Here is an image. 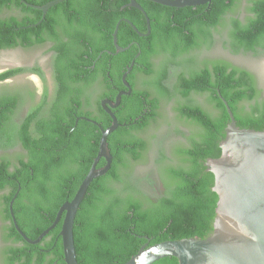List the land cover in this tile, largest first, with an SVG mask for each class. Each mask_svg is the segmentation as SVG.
<instances>
[{"label": "trees", "instance_id": "16d2710c", "mask_svg": "<svg viewBox=\"0 0 264 264\" xmlns=\"http://www.w3.org/2000/svg\"><path fill=\"white\" fill-rule=\"evenodd\" d=\"M8 1L0 0V10L9 5L26 9L20 0ZM27 1L42 5L51 0ZM125 2H62L48 11L43 27L49 30L45 36L37 39L12 38L10 33L15 21H0V49L21 43L27 46L44 41L54 43L56 93L43 130L46 149L40 152L31 150L29 163L22 162L24 169L17 167L10 171L7 162L0 163V175L4 178L0 181V187L7 184L8 177L21 182L22 190L14 201V211L20 229L31 239H36L52 224L65 201L72 200L88 170V166H73L74 157L70 151L59 153L55 150L58 137H62V141L64 138L63 133H58L59 123L68 121L71 126L75 125L76 117L69 110L82 111L80 107L77 108L82 103V92L74 85L84 81L91 83L96 75L105 82L122 85V74L139 51L141 54L135 63H145L147 68L143 71L151 75L154 71L150 63L153 54L167 52L176 57L209 45L213 30L224 27L225 14L235 12L239 4L238 0H212L205 5L173 8L185 13V24L177 21L180 28L175 31L152 22L151 33L145 38L132 26L145 33L148 31L143 13L134 7L122 8ZM145 8L153 19L151 9L148 6ZM246 10L248 14L245 20L231 17V48L235 52L259 53L264 51V0H247ZM41 19L42 13L36 11V20ZM118 22V44L123 47L133 44L126 51L109 54L106 49L116 52L113 33ZM170 24L167 23L168 28ZM184 32L185 44L182 45L178 40ZM88 53L90 57L86 59L85 54ZM94 60L98 61V74H94L93 78L82 76L81 62L90 65ZM185 66L188 75L180 77L174 91L163 84L168 76L166 69L153 83L160 96L176 94L180 97L175 108L178 118L192 129L187 136V144L175 148L177 164L167 166L163 171L165 192L153 199L135 191L134 185L123 179V172L128 170L130 162L141 160L148 149V141L138 133L146 129L158 114V97H153L146 88H138L135 90L136 96L123 98L122 105L126 111L116 115L119 123L124 125L108 137L113 155L112 167L91 183L77 213L74 236L79 264H124L148 241L146 237L150 238L149 245H152L191 237L204 239L213 232L218 195L213 191L215 176L207 170L206 161L221 156L220 143L226 136V127L230 122L218 90L228 102L240 128L264 130V100L260 99L261 92L254 74L228 61L206 59L197 64L191 60L185 61ZM24 70L18 68L1 72L0 81ZM34 70L44 77L39 68ZM136 71L135 68L134 75ZM193 94L201 95L206 106L197 103ZM141 95H144L146 103L139 102ZM43 99L46 102L47 89ZM15 101L14 95H0V120L8 118ZM111 123L112 119L109 118L104 128ZM86 124L92 126L83 122L80 126ZM25 139L30 140L27 132L21 140L29 147ZM12 141H2L0 138V146L9 145ZM26 170L29 171L28 183L20 175ZM95 182H99L100 187H94ZM12 185L16 192L19 183ZM117 185H123L126 194L122 195ZM19 204L20 213L17 211ZM8 217L12 219L11 215ZM61 226L62 222L38 244L27 243L13 227L11 235L17 237L21 245L5 250V263L66 264ZM153 264H179V261L176 257H166Z\"/></svg>", "mask_w": 264, "mask_h": 264}, {"label": "flooded vegetation", "instance_id": "af4514ba", "mask_svg": "<svg viewBox=\"0 0 264 264\" xmlns=\"http://www.w3.org/2000/svg\"><path fill=\"white\" fill-rule=\"evenodd\" d=\"M11 1L12 0H9L8 2L10 3ZM20 1L23 4V6L26 7V9L19 7L18 5H12V6L9 5V6L3 7L0 10V21L1 20L15 21V23H13L14 26H13V29L11 30L10 37L17 38L19 40H25L28 38L37 39V38L42 37L43 35L45 36L46 32H48L49 30V29H44L43 27L44 26L43 20L46 18V16L45 18H42L41 20H36V11L41 12V13L42 11L35 7L28 5V4H31L35 6H40L41 4H35V3H31L25 0L27 2L26 4L22 0ZM135 1L143 8L144 12L146 13L145 14L143 11L137 8L143 13L147 23L149 20L150 27H151L152 22H156L160 24L161 26L166 27V29L168 30L177 31L180 28L179 27L180 24L177 21L181 20L182 23L185 24V13H181L178 10L173 9V8L175 9H181V8L170 7L167 5L154 2L152 0H135ZM239 1L240 0H238V3ZM131 2L132 0H126L122 8L126 6L133 7L130 5ZM152 2L158 5L153 4ZM146 6H148L151 9L152 14L154 15L153 19L150 18L145 8ZM229 14L231 13H226L225 18ZM247 14L245 16L240 15V16H234V17H237L240 20H245ZM167 23H171L169 28L167 26ZM147 28H148V24H147ZM58 29H60V27ZM136 31L141 37H145V38H147L151 33V30L148 35H146L148 31L146 33L138 29ZM215 31L216 30H213L212 40H213ZM46 42L47 41H44L43 43H36L33 45H29V46L21 43L14 47L2 48L0 50H12L18 47L29 48L35 45L44 44ZM179 42L182 45L185 44V32L181 37H179L178 43ZM113 43H114V40H113ZM117 44H118V39H117ZM132 44L133 43H131V46ZM53 45L54 43L52 42V46ZM204 46L206 45H203L200 48L193 49L192 51L186 54L185 52H183L182 54L176 57H173L170 53H167V52H161V53L159 52V53L153 54L150 58L151 67L154 70L153 74L151 75H147L143 71L144 68H147V65L145 63H140V62H137V64L135 63L136 59L141 54V51H139L138 54L135 56V58L132 60L134 61L132 70L126 76V81L129 84L130 88L123 81V74L126 71L122 74V77H121L122 85L115 84V82L113 81H111L110 83L105 82L103 79L98 77V75H96V77L94 78V80L91 81V83L84 81V82H80L74 85V87L76 86L75 88L79 92H82L81 93L82 103L81 105L77 106V108L80 107L82 111L81 113H79L78 109L70 108L69 111L71 112V115L74 113L76 117L75 125L71 126L68 121H64V122L62 121L61 123H59L57 130H58V133L64 134V138L62 141L61 140L62 137L60 136L58 137L57 139L58 147H56L55 150L59 153L70 151L72 156L74 157L73 166L74 167H87L88 166V170H87V173H88L99 152L100 139H101L100 126L104 128V123L108 122L109 118H111L110 113L103 105V101L106 99L115 100L116 96L120 92H124L122 94L121 102L119 106L111 109L112 113H114V115L117 118L116 113L123 114L126 111L125 107L122 105L123 98L127 96L128 97L136 96L137 95V93H135L136 89L146 88L152 94L153 97H158L159 99V106L157 108L158 114L153 120H151L149 124L150 126L159 117L160 105H161V96L153 90L155 88V86L153 85L154 81L157 80L159 77V74L164 72L166 69V71L168 72V76L166 79L163 80V84L165 87L167 88L172 87V89L174 90L175 87L179 83L180 77L181 76L185 77V75H188V70L186 69L187 67L185 66V61L189 62L193 60L197 63V52L200 51ZM114 48L117 51L115 43H114ZM105 51L109 54H117V52H113L111 49H106ZM101 55L102 53L98 56L97 60H99ZM85 57L86 59H89L90 57L89 53L85 54ZM97 60H94L93 63H91L90 65L88 63L81 62L80 66L82 68H80V70L82 71V76L93 78L94 74H98L99 71L97 70L99 66H98ZM209 60H225V59L214 58V59H209ZM225 61L230 62L229 60H225ZM230 63L235 67L237 66L233 64L232 62ZM18 68H23L25 70L5 80H1L0 83L10 81L12 79L18 78L19 76L25 75L27 73H33L41 77L39 73H37L36 70H34L35 68H25V67L17 66V65L7 67L6 69L0 71V73L7 71V70L18 69ZM135 68L137 69V71L135 72L136 74L134 75L133 72ZM243 69L248 70L247 68H243ZM248 71L251 72L250 70ZM132 79H133V82H132ZM45 89H47L46 102H44V99H43V96L46 90L42 92L39 98L36 97V92L29 89L28 87L9 90V91H6L0 94V95L11 94L16 97V101H15V105L13 109L8 112V118L0 120V138L2 139V141L9 142L10 139L11 140L13 139L12 141L13 143L9 145L0 146V163L2 164L3 162H7L8 169L10 171H13L17 167L24 169V167H22L23 166L22 162L29 163L30 158H31V150H37L38 152H40L46 149V147H44L43 145V139H44L43 130H44L46 117L47 116L49 117V111L52 107L54 97L51 98L49 89L48 88H45ZM111 96H113V98ZM140 97L141 98L139 102L141 101V102L146 103L144 99V95H141ZM193 98L203 99L201 95H197V94H193ZM34 111H36L37 113H34ZM139 117H142V115H140ZM139 117H137V119H139ZM69 118H70L69 121H71V117ZM87 119H90L91 121H88ZM92 121L97 122V124H95ZM81 122L89 123L92 126H89L88 124L80 126ZM146 129L140 131L138 135L147 141V138L143 135ZM26 132L30 135V140L25 139L26 142L29 143V147L25 145L24 142L21 140L22 135H24V133ZM105 163H106L105 159L102 158L97 164V168L104 166ZM28 173L29 171L26 170L25 172L20 174L22 178L25 179L26 183H28L29 181ZM1 180H4V178H2V176L0 175V181ZM15 182L19 183V187L16 192H15L14 186L12 185ZM95 186L100 187L99 182L97 183L95 182L94 187ZM21 190H22V185H21L20 180L14 177H8L7 184L3 187H0V228H1L0 239L4 242V248H3L4 261H5L4 252L8 247H19L21 245V243L17 240V237H14L11 235L13 232V227L15 226L13 223V219L10 220L8 217L9 215H11V201L12 200H13V203H12L13 213L14 215H16V212L14 211V201L17 199L18 194ZM90 194L91 192L89 193V195ZM24 200L25 198H23V201ZM8 201H10L9 204H8ZM17 211H19V213L22 211L20 209V204H19V208H17ZM79 211H80V208H79ZM11 218H12V215H11Z\"/></svg>", "mask_w": 264, "mask_h": 264}, {"label": "water", "instance_id": "95a60500", "mask_svg": "<svg viewBox=\"0 0 264 264\" xmlns=\"http://www.w3.org/2000/svg\"><path fill=\"white\" fill-rule=\"evenodd\" d=\"M22 1L27 4L25 0ZM66 1L68 0H51L40 6L28 5L41 10L42 18H45L48 10ZM152 1L170 7L183 8L209 4L212 0ZM130 5L144 12L135 0H132ZM147 24L146 35L151 30L149 20ZM119 25L120 22L117 23L113 33L117 53L128 50L131 46L130 44L123 48L117 44ZM132 26L137 30L133 24ZM133 65L134 61L123 74V81L129 88L126 76L132 70ZM123 93L120 92L115 100L106 99L103 101V105L111 115L112 123L107 128H102L99 125L101 139L98 155L72 200H67L60 206L52 224L43 230L36 239L29 238L20 229L13 213V200L11 201L14 226L27 243L38 244L62 222L60 236L66 264H79L75 247L74 226L87 191L95 179L105 175L112 167L113 155L109 148L108 137L124 124L119 123L111 109L119 106ZM218 93L227 109L230 122L226 127V136L220 143L221 156L209 158L206 161L207 170L215 176L213 191L218 195L213 232L204 239L191 237L152 245H149L150 238L146 237L148 241L124 264H153L166 257H176L179 264H264V130L238 127L228 102L219 90ZM92 122L97 124L95 121ZM102 158L106 163L97 168V164Z\"/></svg>", "mask_w": 264, "mask_h": 264}, {"label": "rangeland", "instance_id": "374dc122", "mask_svg": "<svg viewBox=\"0 0 264 264\" xmlns=\"http://www.w3.org/2000/svg\"><path fill=\"white\" fill-rule=\"evenodd\" d=\"M247 0H240L235 12L225 18V26L217 29L212 42L197 52V64L206 59H225L233 64L250 70L257 80L264 100V51L235 52L231 48L229 31L232 16L247 14ZM53 46L51 41L29 48L18 47L12 50H0V71L10 66L39 68L44 77L27 73L7 82L0 83V94L3 92L28 87L36 92L39 98L45 88L50 91V97L55 96L56 82L54 79ZM174 91L172 87H169ZM156 93L157 90L153 89ZM159 94V93H158ZM176 94L161 95L160 114L143 133L148 141V149L139 161L130 162L128 170H124L123 179L134 185L135 191L147 194L155 199L165 192L163 171L167 166L176 165L175 148L187 144V136L191 127L178 118L176 106L179 102ZM197 103L206 106L202 98H195ZM122 195L126 194L123 185H117ZM1 230V228H0ZM4 242L0 239V264H6L3 258Z\"/></svg>", "mask_w": 264, "mask_h": 264}]
</instances>
